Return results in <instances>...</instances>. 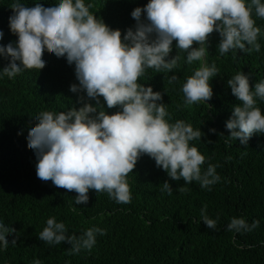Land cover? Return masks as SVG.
I'll use <instances>...</instances> for the list:
<instances>
[{
	"label": "clouds",
	"instance_id": "clouds-1",
	"mask_svg": "<svg viewBox=\"0 0 264 264\" xmlns=\"http://www.w3.org/2000/svg\"><path fill=\"white\" fill-rule=\"evenodd\" d=\"M92 7L85 0H53L48 6L36 3L33 7L14 0L10 6L13 14L9 28L18 39L0 44V57L8 60L0 69V80L5 76L13 79L25 69L41 70L47 63V49L74 65L79 83L70 85V91L82 94L78 110L42 111L35 116L37 123L30 126L28 144L37 159V177L75 191V205L89 201V190L107 193L118 204H129L132 195L127 176L138 160L148 155L172 181L183 179L185 185L196 181L211 191V186L221 180L216 171L219 165L209 163L202 171L206 157L190 144L201 140L202 131L184 120L170 122L162 93L138 81L149 68L157 73L177 68L180 56L170 57L175 41V48L187 53L186 64L201 62L182 85L184 102L177 109L211 100L210 81L220 69L214 61L209 64L205 59L210 34L219 33L220 56L231 51L235 58L237 50L259 53L258 41L264 37V30L256 25L253 13L264 19V0H149L131 12L136 23L123 36L121 30L110 28L94 15ZM3 38L0 30V41ZM176 80L173 74L168 83ZM227 85L240 101L233 105L225 125L230 130L228 138L246 145L254 134H264V113L258 107V101H264V79L250 87V76L239 71ZM101 97L108 109L118 110L106 112ZM89 101H95V105ZM209 131L215 133L216 129ZM185 185L177 190L188 191ZM161 191L172 194L167 180ZM207 208V204L201 208V221L216 229L219 217L210 218ZM259 226L258 220L248 224L244 217H232L226 230L243 233ZM14 232L0 219V249H7L9 243L16 245L15 238L9 240ZM105 234V229L93 226L79 236L70 235L65 223L52 216L38 239L50 246L66 242L71 245L69 254L74 255L91 251L97 235ZM32 264L42 261L34 259Z\"/></svg>",
	"mask_w": 264,
	"mask_h": 264
},
{
	"label": "trees",
	"instance_id": "trees-1",
	"mask_svg": "<svg viewBox=\"0 0 264 264\" xmlns=\"http://www.w3.org/2000/svg\"><path fill=\"white\" fill-rule=\"evenodd\" d=\"M13 2L0 0V30L4 32L0 44L18 39L9 28ZM22 2L33 7L36 3L48 6L53 0ZM85 2H91L90 11L110 28L121 30L123 36L136 23L131 12L149 0ZM253 18L264 30V19L255 17V13ZM220 39L215 31L209 36L205 59L209 64L214 61L220 73L210 81L213 97L206 103L177 109L184 102L182 85L201 62L186 64L187 53L176 49L175 41L170 57L180 56L177 68L169 73L149 68L138 81L162 93L170 122L184 120L202 131L201 140L190 144L206 157L202 171L209 163L219 165L216 171L221 180L211 186V191L196 181L188 185L183 179L172 181L154 159L143 155L127 176L131 203L118 204L107 193L89 190V201L75 205V191L37 177V159L28 144V131L37 123L35 116L40 112L59 113L82 106L78 102L82 94L70 91V85L79 83L74 65L46 49L47 63L41 70L25 69L13 79L5 76L0 80V219L15 229L9 240L15 238L17 242L0 249V264H32L34 259L42 264H264V134H254L246 145H241L239 139L228 138L230 130L225 126L233 105L240 103L227 80L239 71L250 76V87L264 79V37L258 41L259 53L237 50L235 58L231 51L219 55ZM7 63L0 57V69ZM173 74L177 80L169 84ZM100 101L109 114L118 110L108 109L102 97ZM89 102L95 105V101ZM258 107L264 113V101H258ZM213 128L215 133L209 131ZM166 180L173 188L171 195L161 191ZM184 185L188 191L177 190ZM205 204L210 218L219 217L216 229L201 221ZM72 207L76 210L72 211ZM52 216L65 223L70 235L79 236L93 226L105 229L106 234L97 235L91 251L70 255V244L50 246L38 239ZM232 217H244L248 224L258 220L260 226L251 232H229L226 228Z\"/></svg>",
	"mask_w": 264,
	"mask_h": 264
}]
</instances>
